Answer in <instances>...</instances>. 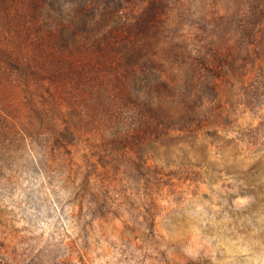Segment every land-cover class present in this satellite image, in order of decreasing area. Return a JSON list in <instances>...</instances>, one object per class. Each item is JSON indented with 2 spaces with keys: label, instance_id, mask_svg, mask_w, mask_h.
I'll use <instances>...</instances> for the list:
<instances>
[{
  "label": "rangeland",
  "instance_id": "1",
  "mask_svg": "<svg viewBox=\"0 0 264 264\" xmlns=\"http://www.w3.org/2000/svg\"><path fill=\"white\" fill-rule=\"evenodd\" d=\"M9 1L0 264H264V0Z\"/></svg>",
  "mask_w": 264,
  "mask_h": 264
},
{
  "label": "trees",
  "instance_id": "2",
  "mask_svg": "<svg viewBox=\"0 0 264 264\" xmlns=\"http://www.w3.org/2000/svg\"><path fill=\"white\" fill-rule=\"evenodd\" d=\"M9 4H10L9 0H0V11L2 12V10H3V12H4V10L9 9ZM5 13H6V11H5ZM12 20L16 21V19H12ZM13 24H16V23H13Z\"/></svg>",
  "mask_w": 264,
  "mask_h": 264
}]
</instances>
